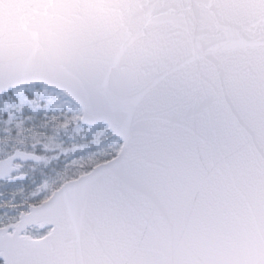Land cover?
<instances>
[{
	"label": "snow or ice",
	"instance_id": "snow-or-ice-1",
	"mask_svg": "<svg viewBox=\"0 0 264 264\" xmlns=\"http://www.w3.org/2000/svg\"><path fill=\"white\" fill-rule=\"evenodd\" d=\"M0 264H264V0H0Z\"/></svg>",
	"mask_w": 264,
	"mask_h": 264
}]
</instances>
